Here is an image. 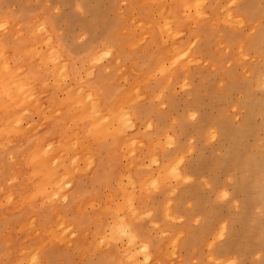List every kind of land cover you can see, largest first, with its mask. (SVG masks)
Segmentation results:
<instances>
[{"label":"bare ground","instance_id":"1","mask_svg":"<svg viewBox=\"0 0 264 264\" xmlns=\"http://www.w3.org/2000/svg\"><path fill=\"white\" fill-rule=\"evenodd\" d=\"M203 2L204 0H131L130 9H136L139 14L136 20L128 21L118 18L119 21L112 22L108 27L111 34L104 40V45L96 44L98 41L91 37L88 43L89 49L86 50V45L83 46L82 44L86 51L83 55L81 54L77 61L67 60L68 62H65L61 50H58L61 49L60 45L55 41L52 44L49 43L48 34L44 35L39 31V21L26 20L23 24H14L11 33L0 35V198L10 203L8 204L9 207L15 208V212L28 209L29 213L41 205L54 204L68 183L74 181L75 186L80 185L79 160L85 161L84 166L88 167L94 161V155L97 153V169H103L105 165L107 166L105 164L107 162L110 164L109 169L102 171L99 175V179L103 184L101 188L103 186L107 188L108 194L102 196L99 189L93 194V197L100 201V204L93 207L92 218L90 215L88 216L87 203L85 204V200H83L87 194H78L77 198L80 200L73 199L79 202L77 205H72L76 206L80 213L81 221L78 223V229L82 231L79 240L86 233L91 236L90 245H88L89 250L98 252L96 259L98 262L103 263L106 258L104 250H102L105 247L112 254L113 264H135L136 254L126 247H119L118 242L122 238H125L126 241L127 238L128 243L133 241L132 244L129 243L130 246L134 243L136 246L135 240L149 239L148 231L140 225L143 211L139 207V203L152 198L158 192H162L165 195V200L161 203L157 201L161 207L160 218L163 221L162 223H154V228L156 231H162V227L167 223L170 234L166 233L163 238L157 240L152 251L153 254H156V258L160 260L158 264L164 262L170 264L168 247L174 240L178 227L175 226L173 220L176 219L177 213H180L176 211H184L181 206L187 205L188 194L186 193L189 190L184 189L180 195L177 194L179 191L175 192L178 195V200L173 202L174 204L171 203L175 195L171 198L175 191L173 181L180 183L185 176L181 177L179 164H177L180 149L183 146L178 141V146L169 147L171 142L166 135L167 117L159 112L162 109L157 111V103L162 102L161 99L165 96H172L173 85L176 82L182 81L187 85L189 77L205 71L198 58L187 54L190 50L189 39H184V37V40L177 39V34L180 33L179 30L188 29L194 32L199 31L202 35L199 44L195 47V52L201 54L203 61L209 60L215 63V60H217V63H220L216 67L219 70L218 75L230 77L229 82H225L226 85H223L219 91H208L210 92L208 95L211 94L213 97L214 106L216 107L214 108L217 111H222L221 100H227L235 90L240 89L248 95L247 97L243 94L247 97V100L242 103L244 107H247L243 123H239V120V122H236L229 117L228 119L223 117L221 122L219 119L220 131L230 140L228 142L230 146L227 150L225 147L226 152L223 154L222 160L228 159L225 160L226 162L223 161L222 164H217V172H223L227 176L233 191H230L228 195L224 190L219 189L222 184L217 178L210 185L205 183V186L207 191L208 188L218 189L216 192L217 197L219 195L228 196L226 204L234 208L230 216L231 223L237 222L239 226H229L230 221L228 222V219L226 221L223 215L224 212L221 213V210H219L220 223L217 228L211 230V233L213 237L226 235L227 247H219L220 249L215 251L213 249L210 262L211 264H235L230 257V251L233 250L232 247L229 249L230 246H237L238 248V246L240 247L245 243V247L251 252H257L259 247L264 249V175H260L259 171L250 170L249 164L256 162V155L255 149L252 151L250 147H247L248 137L254 135V132L258 129L257 125L262 124L264 126V99L261 98L256 101L250 97L255 83L260 87H264V70H260V67H264V0H209L208 11L203 8ZM0 4L4 5L1 1ZM1 5L0 11L4 12ZM192 8L195 11L194 13L191 12ZM114 11L117 10L114 9ZM206 12L209 13L206 14ZM238 12L241 15L239 17L236 14ZM28 16L24 13L21 17ZM112 21H115V19H112ZM243 23H249V31L242 29ZM245 27H248V25ZM120 29L122 31L118 33L117 31ZM106 30H103V32ZM38 31L42 35L38 34ZM133 39L137 40V43L133 44ZM222 42H225L227 50L223 49L224 51H221L219 49ZM218 54L221 56L219 57ZM127 59L130 60L128 66L134 70L133 77L129 82L124 77V62ZM103 60H106V65H104ZM228 60L232 65L231 68L226 65ZM218 70L216 69V72ZM245 70L248 72L247 76H245V73L247 74V72L244 73ZM174 97L176 99V94ZM206 99L208 100V98ZM197 100V102H200L199 96ZM211 100L209 99V101ZM202 101H205V99H202ZM181 103L183 104V101ZM189 106L193 109L196 107L194 103ZM199 108L201 109V107ZM209 109L210 107H208ZM152 110L156 111L155 128L153 131L145 132L143 137L139 138L131 129V127L133 128L132 119H140L141 115L150 114ZM178 110L179 108H177ZM34 113L38 115L37 120L31 118ZM256 115L260 117L259 122L256 121ZM223 116L226 115L223 114ZM208 117L210 116L207 111L202 113L203 119L206 120ZM215 120L217 122L216 118ZM153 122L155 123V121ZM202 122L201 126L203 128L206 121L203 125ZM179 123L182 130L179 132L190 136L189 123L185 121L184 116L180 117ZM152 126L150 125V127ZM212 132L215 133V131ZM140 139L142 142H140ZM139 142L143 143L142 146L144 147L141 148ZM93 151L96 152L93 153ZM204 151L206 150L204 149ZM158 154L162 155L161 160L158 159ZM122 157H126L128 162L127 173L125 174L119 167ZM146 159L147 162H145ZM229 159L232 160V167L226 164ZM190 161L187 163L190 164ZM245 162L248 163V168L244 164ZM259 163L263 165L264 161ZM236 169H239V175H236ZM198 173L202 175V172L197 171ZM83 181L85 180L83 179ZM183 182H186V180ZM192 182L194 183V181ZM185 185L181 186L180 184L179 188ZM195 187L199 189V193L195 195V203H192V205H196L195 214L201 217L199 213L207 214L203 204L206 200L205 193L208 194V192H205L206 189L204 190L203 185L202 187ZM189 193L191 192L189 191ZM238 193H242V196H239ZM87 198L89 199L90 196L87 195ZM144 203L143 205L146 204ZM24 217L25 214L17 215V218L20 219L18 223L13 222L12 231H22L24 229L26 230L25 233L36 234L37 236L33 241L39 245L36 247H22V242L19 241L20 249L15 253H8L1 263L36 264L40 258L36 254H32L28 261V252L42 248L47 242L52 245L63 240L66 242L63 250L70 244L69 232H67L65 224L72 225L73 223L70 224L67 220H62L55 227L42 225V228L36 229L31 227L33 225H28ZM213 219L211 218V222H215L216 219ZM92 220L94 227L90 229L89 225ZM182 220L184 221V219ZM32 222L34 221L32 220ZM208 223V219L204 223L207 225L202 222L204 226L199 229L200 231H197L199 235L197 233L192 234L194 236L191 235L193 228L191 231L187 230L188 233L190 232V237L192 236L190 240L188 239L189 242L185 244L186 246L189 244L190 252L197 245V240L192 241L193 237L203 239V236L209 234ZM176 239L174 242L177 241ZM76 241L79 243L78 240ZM183 241L181 240V243ZM75 242L74 245H76ZM144 246L146 250L147 245ZM42 252L41 249L39 251L40 257ZM175 255L176 253L172 256ZM190 257L191 255L187 259ZM200 257L199 259H201ZM262 258L264 259V252ZM250 261L252 262V260ZM41 263L39 262V264Z\"/></svg>","mask_w":264,"mask_h":264},{"label":"rangeland","instance_id":"2","mask_svg":"<svg viewBox=\"0 0 264 264\" xmlns=\"http://www.w3.org/2000/svg\"><path fill=\"white\" fill-rule=\"evenodd\" d=\"M0 1L4 4L3 6L0 4L1 7L3 8V10H4V12L0 11V35L3 34V33H11L12 25H14V24H19L20 25V24H23L26 20L31 21V22L39 21V25H40V26L38 25L39 31L42 34H44V35H46V33L48 34L47 39L49 38L48 39L49 43L52 44V42L55 41V42H57L60 45L61 49H58V50H61L62 57L64 58L65 62L79 60V58L81 57V54L83 55V53H85L84 51L89 49L88 48V43H89V39L91 37H93L94 40L98 41V43H96V44L104 45V40L106 39V37L109 34H111V31H108V27H109V25L112 22H117L120 19L121 20L125 19V20H128V21H131V20L135 21L137 16H139V14H138L136 9H130L131 0H114V1H112V0H10V1L9 0H0ZM208 1L209 0H206V1L204 0V2H203L204 3L203 4V8H205L207 11H208V9H207L208 8V3H209ZM114 9H116L118 12L114 11ZM191 12L192 13L195 12L193 8L191 9ZM24 13H25V15H29V16L28 17H21ZM208 13L209 12H206V14H208ZM236 14H237L238 17L241 16L239 12L236 13ZM118 18H120V19H118ZM112 19H115V21H112ZM247 25H248V27L244 28V26H247ZM90 29H92V30H90ZM242 29H244L245 31L246 30L249 31L250 30L249 29V23H246V24L243 23L242 24ZM103 30H106V31L103 32ZM181 30H179L180 33L178 32V34H177V39H181V40L189 39L188 43H189V46H190L189 47L190 50H189V52H187V54H191V55L194 56V58H198L200 65L204 68L205 71L200 72V74H195V76H193V77H189V79L187 81L188 82L187 85L184 84L182 81L176 82L173 85V91H172V94H171L172 96H170V97L165 96V97H163L164 99L163 98L161 99L162 102L157 103V105H158V110L157 111H159V109H162L159 112L167 117L168 126L166 127V135L170 139V142L172 144L171 145L169 143L170 146L169 145L168 146L170 148H172V147L174 148L175 146L179 145L178 144L179 142L183 146V147L181 146L183 149L181 148L182 151L180 149V156L178 157V159L181 160L182 162L181 161L179 162V160H178L177 164H179L178 168L180 169L181 177L185 175L183 177V181L186 180V182L181 181L180 183H175V181H173V185H174L175 191L171 195V198H172V196L174 194L176 195V193L178 191H179V193H177V194L180 195L184 189H186L187 191L189 190L191 192V193H189V191H188L186 193V194H188L187 205L185 204V205L181 206L184 211L183 212L180 211V210L176 211V212H180V213H177L176 219L173 220L175 226L176 227L178 226V227H177V233H175L174 240L170 243V245L168 247V250H169V253H170L169 262H170V264H173V263L174 264H184V263H186V264H202V262H203V264H211V262H210L211 261L210 260L211 251H213V249H214V251L216 249L218 250V249H220L219 247H221V248L223 246L227 247L226 235H223V237L222 236L221 237H219V236L213 237L212 233H211V230L214 229V228H217L218 224L220 223V219L218 218L219 217V214H218L219 210H221L220 211L221 213L224 212L223 215L225 216L226 221H227V219H228V222L230 221L229 222V226L238 227L239 225H238L237 222L231 223L232 221L230 220V216L232 215V210L234 211V208H233V206H231L229 204H226V199L228 198V196L227 195H225V196L219 195L217 197V193L216 192L218 191V189L212 190L211 188L210 189L208 188V191H207L205 183H209V185H210L212 182L216 181L215 178H217V179H219V181L222 184V186L219 189L224 190L228 195L230 194V191L231 192L233 191L232 190V185L230 184L231 182L229 181L227 176L223 172H217V170H218L217 169V164H220V163L222 164L223 161L228 159V158H225V159L222 160V157H223V154H225L226 150L230 146V143H228V142H230V140H228V138L225 137L221 133L219 125H220L221 119L223 117L226 118V119H228V117H229V118H231L232 120H234L236 122L240 121L239 123H243L244 122L245 117H246L245 115L247 113V107H244L242 103L247 100L248 95H246L245 91H242L240 89L233 91L232 94L229 96V98L227 100L226 99H224V100L222 99L221 100V102H222V111H220V110L217 111V109H215L216 107L214 106L213 97L211 96V94L208 95V93H210L208 91H210V90H212L213 92L219 91V89L221 87H223V85H226V83L229 82L228 79L230 77H228L226 75H222V76L218 75L219 74V70L216 67H217V65H220V63H217V60H215V63L213 61H209V60L203 61L202 57H201V54L195 52V47L199 44V42H200V40L202 38L201 32H199V31L198 32L197 31L194 32V31H190L188 29H181ZM39 31H38V34H41ZM121 31H122V29H120L117 32L120 33ZM101 32L103 33V36H102ZM104 35H105V37H104ZM98 36H99V38H97ZM183 37H184V39H183ZM133 41H134L133 44L137 43V40L133 39ZM82 44H83V46L86 45L85 46L86 50H84V47L82 46ZM43 46H45V45H43ZM219 47H220L219 49L221 51L227 50L225 42H222ZM49 51H51V50H49ZM77 56H79V57H77ZM220 56L221 55H219V57ZM105 61L106 60H103L104 65H106ZM129 61L130 60L127 59L124 62V64H125L124 65V68H125L124 69V77H126L125 79H126L127 82L131 81L130 79H132L133 74H134V70H132L133 68L128 66V65H130ZM195 61H197V59H195ZM226 65H227V67L231 68L232 65L230 63V60L227 61ZM207 69H209V70H207ZM216 69L218 70L217 72H216ZM260 70L263 71L264 67H260ZM245 72H247V71L245 70L244 73ZM247 75H248V72H247V74L245 73V76H247ZM213 77H215V78L212 79ZM199 78H201V79L199 80ZM203 79L205 80V82H204ZM209 83L211 84V86H210ZM186 89H190V90H186ZM258 89H261L262 91L258 90ZM181 90H182V92H181ZM252 90H253V93L250 96L252 100H256V101L258 100L259 101L261 98L264 99V87H260V86H258L255 83L253 85V87H252ZM185 91H186V93H184ZM179 92H180V94H179ZM194 93H196V94H194ZM175 94H176V99L174 97ZM243 94L246 95L247 97L244 96ZM203 95H204L205 98L203 97ZM257 95H259V96H257ZM180 96H183V97L181 98ZM198 96H199V101L200 102H197L198 101L197 100ZM200 97H201V99H200ZM172 98H174V99H172ZM193 98H194V101H193ZM206 98H208V100ZM202 99L203 100L205 99V101H202ZM209 99H212V100L209 101ZM181 100L183 101V104L181 103L182 102ZM208 101H209V103H208ZM211 102H212V104H210ZM193 103L196 106L195 109H193V108H191L189 106V105H192ZM174 104H176V105H174ZM199 104H200V106H199ZM239 104H240V107H239ZM199 107H201V109ZM208 107H210L209 110H208ZM177 108H179L178 111H177ZM224 108H225V110H223ZM166 109H168V110H166ZM235 109H237V110H235ZM166 111H167V114H166ZM206 111L209 113V116H210V117H208L209 120H208V118L206 120L202 118V113H204ZM222 113L224 115H226V116H223ZM242 113L244 114V116H242L243 115ZM155 114H156L155 110H152L150 114H146L145 116H148V121L145 124H143V122L140 121L139 118L132 119L133 120V128L131 127V129L133 130V132L136 133V135L139 138L143 137V134L145 132H150V131L154 130V128H155L154 125L156 124ZM177 115H179V116H177ZM193 115H194V117H193ZM214 115L215 116L217 115V116L215 117ZM32 116L33 117L34 116L37 117L35 114L32 115ZM181 116H184L185 121L187 123H189V126H188L189 127V132L191 131L189 133L190 136L189 135H185L182 132H179V131H182L180 129L181 126H180V123H179V119H180ZM195 117H196V119H198L197 121H196ZM215 118L217 119V122H216ZM255 118L257 119V120L255 119L257 122L260 121V117L259 116L256 115ZM219 119H220V122H219ZM174 120H175V124L173 125ZM153 121H155V123ZM201 121H203L202 125L206 121L205 122V126L203 125V128L201 126ZM217 124H218V128H217ZM150 125H153V126L150 127ZM172 126L174 127V130H173ZM262 127L264 128V126L262 124H258L257 125L258 129L256 128L257 130H256V132H254V135H250L249 137L247 136L248 137V145H247V147H250L252 151L255 149L254 152H255V155H256V162H251L249 164L250 170L251 171H259L260 175L263 176L264 175V164L262 165V163H259L260 161H262V162L264 161V129ZM212 131H215V133L212 132ZM219 131H220L221 134L219 133ZM262 132H263V134H262ZM171 137H173L174 139L171 138ZM180 137H182V138H180ZM222 137H224V138H222ZM257 137H258V139H257ZM261 139H262V141H260ZM140 142H142L141 139H140ZM173 143H174V145H173ZM249 143H250V145H249ZM140 144L139 145L141 146V148L144 147V146H142L143 143H140ZM203 144H204V146H203ZM220 144H221V146H220ZM209 146H211L212 148L209 147ZM200 147L202 148V150H201ZM221 147H223V148H221ZM225 147H226V150H225ZM204 149L206 151H204ZM222 150H224V151H222ZM161 157H162V155L158 154V159L159 160H161ZM213 157H214V159H213ZM185 159H186V161H185ZM196 159H197V161H195ZM219 159H220V161H219ZM189 160H191L189 162L190 164L187 163ZM217 161H219V162H217ZM191 162H193V163L191 164ZM226 164H227V166L232 167V160L229 159ZM244 164L248 168V163L245 162ZM190 165H192V166H190ZM215 165H216V167H215ZM183 166H186L187 169H186V167H183ZM199 166H200V168H199ZM253 167H255V168H253ZM202 168H204V169H202ZM182 170H183V172H182ZM193 170H194L195 173L193 172ZM203 170H204V172H203ZM197 171L202 172V175H200L199 173L197 174ZM241 171H242V169H241ZM235 172H236V175H239V173H240L239 169H236ZM207 178L209 179V181H207L208 180ZM194 179H197V180H194ZM187 181H189V182H187ZM192 181H194V183ZM189 183H190L191 186L189 185ZM176 184H178L177 188H176ZM180 184H181V186H183L185 184L186 185L184 187H182V188L181 187L179 188ZM194 184H196L195 186H200V187H202V185H203V187H205L204 190L206 189L205 192H208V194L204 192L205 195H206V200L204 201V204H203V207L207 211V214L199 213L201 215V217H198V215L195 214L196 213V205L195 204L192 205V203H195V200H194L195 195L197 193H199V189L197 187H195ZM226 185H229V186L227 187ZM190 188H192L191 189L192 191L190 190ZM178 189H180V190L182 189V190L180 191ZM194 192H195V194H194ZM210 192H212V193H210ZM193 194H194V196H193ZM175 195L173 196L174 200L172 199V201H171L172 204H174L173 202H176L178 200V195H176V196ZM189 195H190V197H189ZM210 195H211V197H210ZM238 195L242 196V193H238ZM189 198H190V200H189ZM193 200H194V202H193ZM213 201L215 202V204H214ZM220 201H222V202L219 203ZM216 202H218V203H216ZM151 205L150 206L147 205V206H144V207L141 206L143 212L141 214L142 218L140 219L141 222H142L144 219L148 218V221L145 224H146L147 227L150 228V232H149L150 235L148 236L149 239L139 240L140 242L138 240H135L136 241V246L134 245L135 243L132 245L133 247H135V249H133V247L130 246V244H132L133 241H129V243H130L129 244L127 238H126V241H125V238H122L118 242V246L119 247H121V248L126 247L129 250L133 251L134 254H136L135 255V257H136L135 264H148V263L149 264H158V262L160 260L156 258V254H153L152 249L155 246V242L157 241V239L163 238L166 233L170 234V229L168 228L169 226H168L167 223L164 225V227H162V231H156L155 230L154 225L157 224V223H162L163 220L160 217L157 218V215L155 213L158 210H157L155 205H152V206ZM213 205H214V208H213ZM210 206H212V207H210ZM222 206L225 209L221 208ZM192 208H193V210H192ZM193 211H194V213H193ZM211 214L212 215L214 214V215L212 216ZM217 214H218V216H217ZM154 216H155L156 219L153 218ZM215 216H217V217L215 218ZM202 217H203V219H202ZM149 218H151V219H149ZM211 218L212 219L214 218L213 220L216 219L215 222L212 220L214 223L211 222ZM157 219H159V220H157ZM182 219H184V221ZM207 219H208V222H209L208 223L209 224V234L207 233L206 236H203V239L199 238V237L198 238H196V237L192 238V241L197 240V245H196V248L194 247L195 250L191 249V252H192V254H191L190 248H189V244H187V246L185 244L189 242L191 237L194 236L197 233V231L199 229H201V227H203L204 225H207V224H204V223H206ZM197 221H198V223H197ZM202 222H203L204 225L202 224ZM210 222H211V225H210ZM230 223H231V225H230ZM212 224H214V225H212ZM65 225L67 226V232H69V234H68L69 236L68 237L71 240H70V244H68V246L66 247V250H65L64 254L60 255L58 262L55 261L54 263H46V262L44 263L41 260H39L38 263H36V264H39V262L40 263L42 262L41 264H94V263H96V264H113L112 263V254L109 251H107L108 249L105 248V247H103L102 250H104V254H105L106 258L103 261V263H101V262L96 261L98 252L97 251L91 252L89 250V246H88V245H90V241L89 240H87V245L86 246H76V245H74L72 243V238L74 237V235H76V232L73 231V225H67V224H65ZM191 229H192V232H193V233H191V235L192 234H194V235H192L190 237V232L188 233V231H191ZM151 233H152V235H151ZM181 233H183L185 236L183 234H181ZM197 234L199 235V232ZM87 235H88V233H87ZM151 236H153V237H151ZM178 236H179V238H178ZM187 236H188V238H187ZM207 236H209V237L207 238ZM205 238H207V239L205 240ZM219 238L222 241L223 240L224 241L223 242L221 240L219 241ZM175 239L178 242L177 241L174 242ZM181 240L182 241L184 240L183 243H181ZM121 241L124 242V243H122ZM142 243H144V244H142ZM125 244H128L130 246V248H129L128 245H125ZM199 244H201V245H199ZM144 245H147V249L146 250H145L146 247ZM198 245H199V249H198ZM138 246H139V248H138ZM214 246H215V248H214ZM178 247H179V249H178ZM231 247H232L233 250H231L232 252L230 251V257L233 259L235 264H258V263L259 264L260 263L264 264V262H263L264 259L262 258L264 249L262 247H259L257 249V252L256 251L255 252L249 251V249L245 247V243L243 245H241L240 247L238 246V248H237V246H230L229 249ZM244 247H245V249H244ZM239 248H241V249H239ZM41 249L42 248H40V249H38L36 251H33V252H28V261L30 259V255H32V254L33 255L36 254L38 256V258H40L39 251ZM242 249L245 250V251H243ZM203 250H204V252H202ZM239 250H240V252H239ZM175 253H176V255L172 256ZM184 253H186V254H184ZM197 253H198V257H197ZM190 255H191V257L187 259V257H189ZM246 255H247V257H246ZM145 256H147V257H145ZM239 256H240V258H239ZM199 257L201 259H199ZM78 259H81V260H78ZM236 259H238V260H236ZM257 259L258 260L260 259V260L258 261ZM250 260H252V262ZM188 261H189V263H188ZM0 264H4V263H0ZM162 264H165V262L162 263Z\"/></svg>","mask_w":264,"mask_h":264},{"label":"crops","instance_id":"3","mask_svg":"<svg viewBox=\"0 0 264 264\" xmlns=\"http://www.w3.org/2000/svg\"><path fill=\"white\" fill-rule=\"evenodd\" d=\"M34 114L37 117L34 118L32 116L31 118H32V120H37L38 115L36 113H34ZM34 114H32V115H34ZM144 116H145V114L141 115V117H140V121H142L143 124L147 123V121H148V116H145V117ZM95 152L93 151V153H95ZM96 154L94 155V161L92 162V164H90L91 166L89 165L90 167L89 166L85 167L84 166L86 164L85 161H83L82 159L79 160L78 165L80 167V172H78V173L80 175V181H81L80 185L75 186L74 181L73 182L71 181L70 183H68L67 184L68 187L66 188V186H67L66 185L65 188L63 189V191L60 193L61 196L59 195V197H58L59 199L57 198V201H56L57 203L55 202L54 204L41 205L40 207H37L38 209L36 208V209H34V211H30L29 213H28V209H25L26 212L25 211L15 212V208H11L8 206V204H10V203H8L4 199L0 198V263L5 259L6 255H8V253H15L16 251H18L20 249V246L18 245L20 243L19 241L22 242V245H23L22 247H36L39 245L37 243H34V241H33L35 236H37L36 234H28V232L25 233L26 230H24V229L22 231H12L13 222L14 223L19 222L20 218H17V215H19V214H25L24 219L27 221V224L30 226L33 225L31 227L36 228V229L40 228L42 225H50L51 227H55L60 222H62V220H67L68 223L69 222H70V224L73 223L72 224L73 225V231L76 232V235H74V237L72 238V243H74L76 240H78L79 243L77 241L75 242L76 246L87 245V240L90 241L91 236H88L86 233V234L82 235V238H80V240H79V235L82 231V230L78 229V223L81 221L80 220V213H79V210L76 209V206H72V205H77L79 203L77 200H75V201L73 200V199H78L77 198L78 194L84 193V194L89 195L90 196L89 199L87 198V195H86V197L83 200H85V204L87 203L86 204V211L88 213V216L90 215V217L92 218L93 207H96L100 204V201H97L95 199V197H93V194L96 193L98 189L100 190L99 192L102 194V196H105L106 194H108L107 188H105L104 186H103V188H101L103 184L101 183V181L99 179V175L102 173V171L104 172V171L108 170L110 164L107 162V163H105V164H107V166L105 165L103 169H101V170H100V168L97 169V162H96L97 155ZM145 162H147V159L145 160ZM127 166H128L127 158L122 157V159L119 163V167L124 172V174L127 173L126 172ZM88 168H90V169H88ZM83 169H84V171H83ZM96 174L98 175V177ZM95 176H96V178H95ZM85 177L86 178L89 177V178H87L88 180ZM82 178L85 181H83ZM123 178H124V180H126L125 177H123ZM72 188H74V189H72ZM101 190H102V192H101ZM67 196H68V198H67ZM62 198H64V199H62ZM78 200H80V199H78ZM157 200L159 201V203H161L163 200H165V195H163L162 192H158L152 198L144 200L143 202L146 203V204L144 203L145 205H143V202L139 203V205H140L139 207H141V206L144 207V206H147L148 204H149L148 206H150L151 204L155 205L157 207V209L159 210L156 213L157 218H158V217H160L161 207L159 206ZM147 201H148V203H147ZM97 202H99V203L97 204ZM40 212H41V214H40ZM90 212H91V214H90ZM32 220L34 222H32ZM145 221L147 222L148 218H147V220L144 219V221L140 222L141 223L140 225L142 226L143 229H146L148 231L147 235L149 236L150 235L149 234L150 228L146 226ZM89 227H90V229H92V227H94L93 220L90 221ZM25 239H27V240H25ZM157 240H159V239H157ZM62 241L61 242L57 241L55 244H52V245H50L47 242L46 245H44L42 247L43 252H42V256L40 257V260H42L44 263L45 262L51 263V261H53L52 263H54L55 261L58 262L60 255H63L65 250H66V249L63 250L64 249V243H66V242H64V241L62 242ZM2 249H6L7 251L2 250ZM4 251H6V252H4ZM55 252H56V254H55ZM52 254H54V255L52 256Z\"/></svg>","mask_w":264,"mask_h":264}]
</instances>
